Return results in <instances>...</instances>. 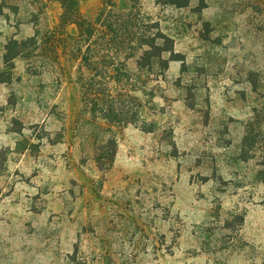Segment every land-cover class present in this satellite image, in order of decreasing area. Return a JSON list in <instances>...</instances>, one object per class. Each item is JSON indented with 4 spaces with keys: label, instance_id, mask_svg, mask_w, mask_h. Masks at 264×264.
<instances>
[{
    "label": "rangeland",
    "instance_id": "374dc122",
    "mask_svg": "<svg viewBox=\"0 0 264 264\" xmlns=\"http://www.w3.org/2000/svg\"><path fill=\"white\" fill-rule=\"evenodd\" d=\"M113 1L0 0V264H264V0Z\"/></svg>",
    "mask_w": 264,
    "mask_h": 264
},
{
    "label": "trees",
    "instance_id": "16d2710c",
    "mask_svg": "<svg viewBox=\"0 0 264 264\" xmlns=\"http://www.w3.org/2000/svg\"><path fill=\"white\" fill-rule=\"evenodd\" d=\"M129 5V10L132 11L133 6L138 2V0H126ZM59 6V15L58 22L56 26L50 30H48L47 37L42 41L43 45L47 46L52 53H57L59 50H63L66 48L69 40L74 39L75 37L64 36L66 34L65 30L70 26H75L78 34L76 37L78 38H89L92 34V26L87 25V20L83 13H81L80 5L82 0H56ZM158 2L162 5H171L176 6L178 8L188 6L190 0H158ZM106 7H115V2L113 0H102V4L95 9L96 16H98L97 20L101 18L105 13ZM90 27V28H89ZM107 28V26L105 25ZM111 27H108L110 29ZM137 39L138 48L142 50V56L139 60V68L152 67L154 64H158L161 68L165 69L168 67V63L170 61H179L175 59L174 55L170 56L168 59H164L162 55L164 53L172 52V40L163 34L161 31H157L154 36L148 35L146 32H139ZM32 44L36 45V39L31 38L23 42L11 41L7 46L8 54L4 55L5 61L11 60L14 57H9V50L13 48H17V54H22L25 50L26 46ZM1 75V73H0ZM106 147H111L113 150L116 148V141L111 138L107 141ZM105 154V153H104ZM103 152H101L96 159L98 167L100 169H105L108 164L102 163L101 159L105 156ZM109 159H113V154L109 155ZM105 166V167H104Z\"/></svg>",
    "mask_w": 264,
    "mask_h": 264
}]
</instances>
